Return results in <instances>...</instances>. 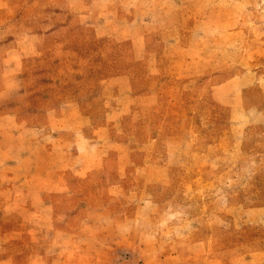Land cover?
Segmentation results:
<instances>
[{
	"label": "rangeland",
	"instance_id": "374dc122",
	"mask_svg": "<svg viewBox=\"0 0 264 264\" xmlns=\"http://www.w3.org/2000/svg\"><path fill=\"white\" fill-rule=\"evenodd\" d=\"M0 264H264V0H0Z\"/></svg>",
	"mask_w": 264,
	"mask_h": 264
}]
</instances>
